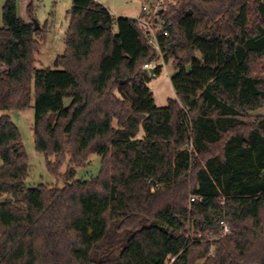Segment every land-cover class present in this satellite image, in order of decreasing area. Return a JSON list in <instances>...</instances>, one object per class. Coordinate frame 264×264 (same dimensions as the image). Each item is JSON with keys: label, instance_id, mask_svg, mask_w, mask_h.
<instances>
[{"label": "trees", "instance_id": "obj_1", "mask_svg": "<svg viewBox=\"0 0 264 264\" xmlns=\"http://www.w3.org/2000/svg\"><path fill=\"white\" fill-rule=\"evenodd\" d=\"M166 1L158 42L176 96L162 107L144 67L162 64L138 19L73 0L64 52L38 68L48 30L32 1L28 20L5 1L0 264H264V0ZM31 107L62 187L26 183L10 112ZM93 154L99 173L77 178Z\"/></svg>", "mask_w": 264, "mask_h": 264}, {"label": "rangeland", "instance_id": "obj_2", "mask_svg": "<svg viewBox=\"0 0 264 264\" xmlns=\"http://www.w3.org/2000/svg\"><path fill=\"white\" fill-rule=\"evenodd\" d=\"M35 6V20L39 26L47 28V36L43 41L42 49L38 55V68L53 67L55 58L65 50L64 35L70 22L68 10L71 9L73 0H17L18 12L26 20L27 6L29 2ZM158 0H105L103 1L109 9L118 16H124L138 19L144 16L143 6L152 10ZM166 1V0H164ZM168 1V0H167ZM166 1V2H167ZM5 0H0V26L3 25V5ZM152 14H154L152 12ZM173 60L162 62V70L155 78L150 77L149 87L154 93L158 106L167 105L169 98L176 96L174 86L171 80L174 73ZM0 113H3L0 111ZM255 115H264V106L253 112ZM11 118L18 126L25 150L30 163V173L26 180L28 186L34 187L40 183L57 184L62 187L64 181H58L55 176L50 174L47 167L46 156L37 152L34 138V108L25 111L10 112ZM1 164V160H0ZM101 168V157L98 154L90 156L88 164L84 167L77 168V178L88 179L96 176ZM66 166L63 168L65 171ZM3 198L0 196V201Z\"/></svg>", "mask_w": 264, "mask_h": 264}, {"label": "built area", "instance_id": "obj_3", "mask_svg": "<svg viewBox=\"0 0 264 264\" xmlns=\"http://www.w3.org/2000/svg\"><path fill=\"white\" fill-rule=\"evenodd\" d=\"M165 6H166V4H165L164 0H158L156 2V4L153 6L152 10H149V8L145 5V6H143V10L145 11V13H149L151 16L150 17L140 16L138 18L140 23L148 31L150 43L155 45V47L158 51L157 59H156L157 64H162V62L164 61L163 53L161 51V48H160V45L158 42V32L161 29L160 19H159L158 13H159V11L163 10V8ZM152 12L154 14H152ZM155 18H156V21H153L152 19H155ZM165 34H167V32H165ZM144 67L147 69H150V68L154 67V64L153 63H145ZM192 200H194V198H192ZM222 225H223V232L225 234L231 232L230 227L228 226L227 223H225V221H222Z\"/></svg>", "mask_w": 264, "mask_h": 264}, {"label": "water", "instance_id": "obj_4", "mask_svg": "<svg viewBox=\"0 0 264 264\" xmlns=\"http://www.w3.org/2000/svg\"><path fill=\"white\" fill-rule=\"evenodd\" d=\"M101 2H103V1H105V0H100ZM69 11H71V9H69ZM35 24H36V28H39L40 26H39V24H38V22H37V20H35ZM149 72H150V77L151 78H155V77H157V74H156V67L154 66V67H152V68H150L149 69Z\"/></svg>", "mask_w": 264, "mask_h": 264}, {"label": "crops", "instance_id": "obj_5", "mask_svg": "<svg viewBox=\"0 0 264 264\" xmlns=\"http://www.w3.org/2000/svg\"><path fill=\"white\" fill-rule=\"evenodd\" d=\"M6 1V0H5ZM106 5V4H105ZM4 6V5H3ZM108 9H109V7H108ZM110 10V9H109ZM69 11V10H68ZM111 11V10H110ZM111 13L113 14V15H115V16H118V15H116V14H114V12H112L111 11ZM128 17V16H127ZM129 17H131V16H129ZM1 27V26H0Z\"/></svg>", "mask_w": 264, "mask_h": 264}]
</instances>
